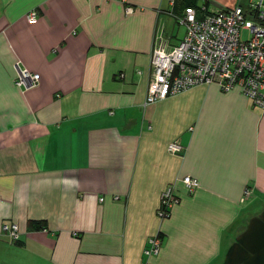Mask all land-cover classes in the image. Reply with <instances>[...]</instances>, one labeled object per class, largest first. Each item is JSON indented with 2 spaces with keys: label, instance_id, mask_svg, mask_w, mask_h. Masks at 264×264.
Segmentation results:
<instances>
[{
  "label": "crops",
  "instance_id": "1",
  "mask_svg": "<svg viewBox=\"0 0 264 264\" xmlns=\"http://www.w3.org/2000/svg\"><path fill=\"white\" fill-rule=\"evenodd\" d=\"M197 1V18L247 7ZM184 13L173 0H0L4 264H222L264 209V106L217 84L144 105L155 34L176 45ZM17 65L37 84L15 85ZM185 175L193 192L177 181ZM170 183L180 201L161 220Z\"/></svg>",
  "mask_w": 264,
  "mask_h": 264
},
{
  "label": "built area",
  "instance_id": "2",
  "mask_svg": "<svg viewBox=\"0 0 264 264\" xmlns=\"http://www.w3.org/2000/svg\"><path fill=\"white\" fill-rule=\"evenodd\" d=\"M26 18L29 23L35 22L37 12L30 11ZM177 20L184 26L185 33L176 45L169 44L163 29L155 34L144 105L193 86L217 84L223 91L239 88L254 104L263 107L264 0H247L246 8L236 4L229 10L214 11L201 18L196 17L193 8H187ZM244 30L248 33L246 38L241 37ZM38 80L39 74L17 65L15 85L27 88L37 84ZM167 149L170 153L179 154L183 146L173 141ZM177 181L182 182L188 192L199 187L198 181L189 175ZM248 194L250 189L247 188ZM179 201L175 183L168 184L161 195L158 218H167ZM3 231L12 240L19 239L17 225L5 224ZM160 244V234L157 233L149 238L144 254H157Z\"/></svg>",
  "mask_w": 264,
  "mask_h": 264
},
{
  "label": "water",
  "instance_id": "3",
  "mask_svg": "<svg viewBox=\"0 0 264 264\" xmlns=\"http://www.w3.org/2000/svg\"><path fill=\"white\" fill-rule=\"evenodd\" d=\"M222 264H264V209L235 236Z\"/></svg>",
  "mask_w": 264,
  "mask_h": 264
},
{
  "label": "rangeland",
  "instance_id": "4",
  "mask_svg": "<svg viewBox=\"0 0 264 264\" xmlns=\"http://www.w3.org/2000/svg\"><path fill=\"white\" fill-rule=\"evenodd\" d=\"M172 21V20H171ZM177 22H178V20H177ZM184 26L182 25V24H179V23H174V33H176V37L178 38V39H180L182 36H183V34H184ZM248 36V33H247V31L246 30H244V31H242L241 32V37L242 38H246ZM262 211V210H261ZM260 211V212H261ZM259 212V213H260ZM8 254V252L7 251H3V249H1L0 250V264H4V262H3V258H4V256L5 255H7ZM7 257H8V255H7Z\"/></svg>",
  "mask_w": 264,
  "mask_h": 264
},
{
  "label": "trees",
  "instance_id": "5",
  "mask_svg": "<svg viewBox=\"0 0 264 264\" xmlns=\"http://www.w3.org/2000/svg\"><path fill=\"white\" fill-rule=\"evenodd\" d=\"M177 5H181L184 10L187 8H195L196 10L201 9L197 0H173V7Z\"/></svg>",
  "mask_w": 264,
  "mask_h": 264
}]
</instances>
